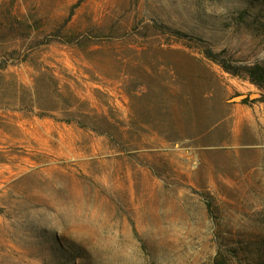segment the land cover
Listing matches in <instances>:
<instances>
[{"label": "rangeland", "instance_id": "rangeland-1", "mask_svg": "<svg viewBox=\"0 0 264 264\" xmlns=\"http://www.w3.org/2000/svg\"><path fill=\"white\" fill-rule=\"evenodd\" d=\"M254 65L264 0H0V264H264Z\"/></svg>", "mask_w": 264, "mask_h": 264}, {"label": "trees", "instance_id": "trees-1", "mask_svg": "<svg viewBox=\"0 0 264 264\" xmlns=\"http://www.w3.org/2000/svg\"><path fill=\"white\" fill-rule=\"evenodd\" d=\"M234 76H240V71H233ZM244 74L247 76L248 80L257 86L259 89L264 90V67L254 65L247 69H244Z\"/></svg>", "mask_w": 264, "mask_h": 264}]
</instances>
